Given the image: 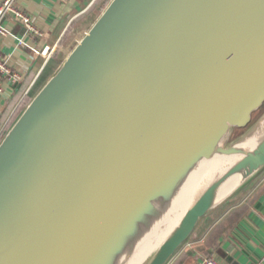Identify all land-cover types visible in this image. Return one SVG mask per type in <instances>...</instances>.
Masks as SVG:
<instances>
[{"label":"water","instance_id":"obj_1","mask_svg":"<svg viewBox=\"0 0 264 264\" xmlns=\"http://www.w3.org/2000/svg\"><path fill=\"white\" fill-rule=\"evenodd\" d=\"M93 20L0 140V264H124L223 156L142 263L170 264L264 171V0H109Z\"/></svg>","mask_w":264,"mask_h":264},{"label":"crops","instance_id":"obj_2","mask_svg":"<svg viewBox=\"0 0 264 264\" xmlns=\"http://www.w3.org/2000/svg\"><path fill=\"white\" fill-rule=\"evenodd\" d=\"M93 1L14 0L30 14L44 36L30 40L18 20L9 16L3 18L10 34L1 39V50L24 79L0 94V119L16 108L45 68L63 60L84 31L81 25L92 19L89 10ZM71 23L73 27H70ZM67 36L69 42L63 49L62 41ZM19 37L28 41V45H19ZM45 46L51 49L47 56L39 55L33 49L38 51ZM202 255L214 256L221 264H264V171L204 218L189 243L170 264H195Z\"/></svg>","mask_w":264,"mask_h":264},{"label":"built area","instance_id":"obj_3","mask_svg":"<svg viewBox=\"0 0 264 264\" xmlns=\"http://www.w3.org/2000/svg\"><path fill=\"white\" fill-rule=\"evenodd\" d=\"M9 16L18 20L25 28L26 36L30 40H36L39 37L44 36V32L33 22L30 14L24 9L18 7L14 0H3L0 4V94L7 87H14L22 82L24 79L23 74L14 69L10 62L8 56L4 55L1 50V39L3 37L9 36L10 30L4 25L3 18ZM28 41L24 38H18L19 45H28ZM39 55L47 56L50 54L51 49L50 46H45L42 50H36ZM0 135V140H1ZM195 264H221L218 259L214 256L211 257H201L200 260L196 261Z\"/></svg>","mask_w":264,"mask_h":264},{"label":"bare ground","instance_id":"obj_4","mask_svg":"<svg viewBox=\"0 0 264 264\" xmlns=\"http://www.w3.org/2000/svg\"><path fill=\"white\" fill-rule=\"evenodd\" d=\"M233 158V157H230ZM228 159L223 156H215L210 160L204 161L194 174L190 183L180 195L176 206L169 214V216L161 222V225L146 238L134 255L128 259L124 264H142L149 254L163 241L169 231L173 228L174 224L181 218L182 214L186 211L188 206L193 201L196 190L203 177L213 170L216 166L225 163ZM240 178L239 175H235L230 179L228 184L232 187Z\"/></svg>","mask_w":264,"mask_h":264},{"label":"rangeland","instance_id":"obj_5","mask_svg":"<svg viewBox=\"0 0 264 264\" xmlns=\"http://www.w3.org/2000/svg\"><path fill=\"white\" fill-rule=\"evenodd\" d=\"M109 2V0H94L92 2V4L90 5L92 8L89 10L90 11V16L92 17V19H90L89 22H86L84 24L81 25V27H83V29L86 27H88L94 20V18L96 16H98L103 9L106 7L107 3ZM86 16V15H85ZM88 16V15H87ZM70 27L72 26V23L70 25ZM75 31V30H72ZM82 33V32H81ZM75 34H77V31H75ZM77 36H79V34H77ZM80 37V36H79ZM69 42V37L67 36L65 39H63L62 41V45H63V49L64 46H67ZM66 48V47H65ZM72 48V46H71ZM61 56V55H60ZM62 61V60H61ZM59 64L55 65V67L53 68L51 74L49 75V77L56 71V69L58 68ZM45 82L42 83V85ZM33 87V85L28 89L27 92H25V94L20 98L18 104L16 105V108L11 111V113L6 114L3 118L0 119V135L1 138L4 137V135L6 134V132L9 130V128L11 127V125L13 124V122L16 120V118L19 116L20 112L22 111V109L27 105V103L37 94V92L39 91V89L41 88V86L37 89L36 92L32 93L31 89ZM7 113V112H6ZM240 132H236L233 136L236 137L237 134H239Z\"/></svg>","mask_w":264,"mask_h":264},{"label":"trees","instance_id":"obj_6","mask_svg":"<svg viewBox=\"0 0 264 264\" xmlns=\"http://www.w3.org/2000/svg\"><path fill=\"white\" fill-rule=\"evenodd\" d=\"M55 67V65H50L49 68H45L41 74L38 76V78L36 79V81L33 84V87L31 89L32 93L36 92L37 89L42 86V83L45 82L47 80V78L49 77V75L51 74L53 68ZM202 257H205V255H202ZM206 257H211V256H206Z\"/></svg>","mask_w":264,"mask_h":264}]
</instances>
